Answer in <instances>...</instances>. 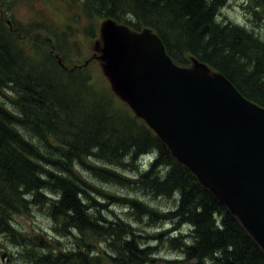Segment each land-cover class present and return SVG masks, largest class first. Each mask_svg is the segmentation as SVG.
<instances>
[{"label": "trees", "instance_id": "obj_1", "mask_svg": "<svg viewBox=\"0 0 264 264\" xmlns=\"http://www.w3.org/2000/svg\"><path fill=\"white\" fill-rule=\"evenodd\" d=\"M80 1L85 9L105 19L136 30L152 28L174 63L187 66L189 57L205 63L245 98L264 108V42L245 27L217 22L224 0ZM9 5L0 0V234L15 241L12 215H29L36 209L57 224L61 238L76 241L67 253L54 254L53 249L46 251L43 240L35 250L28 238L36 264H153L155 249L122 221H109V198L105 197L107 204L95 202H101V197L86 192L75 169L78 165L101 181L136 185L153 198L177 194V204L165 212L144 204L131 206L140 222L171 219L191 225L189 245L168 240L179 247L182 264H264V251L240 222L171 156L141 120L130 112L122 119L113 117L107 106L97 102H74L64 92L61 77L66 74L74 88L86 89V82L80 81L81 70H66L58 62L55 69L48 53L39 65L29 60L3 22V11ZM47 61L51 62L49 68ZM151 150L157 154L151 170L162 166L161 179L148 171L131 182L87 162L99 158L125 166ZM91 237L96 239V247L90 244Z\"/></svg>", "mask_w": 264, "mask_h": 264}, {"label": "water", "instance_id": "obj_2", "mask_svg": "<svg viewBox=\"0 0 264 264\" xmlns=\"http://www.w3.org/2000/svg\"><path fill=\"white\" fill-rule=\"evenodd\" d=\"M98 34L113 95L264 251V108L195 59L190 68L173 64L150 29L105 19Z\"/></svg>", "mask_w": 264, "mask_h": 264}, {"label": "rangeland", "instance_id": "obj_3", "mask_svg": "<svg viewBox=\"0 0 264 264\" xmlns=\"http://www.w3.org/2000/svg\"><path fill=\"white\" fill-rule=\"evenodd\" d=\"M7 3L10 5L3 11V22L16 45L26 52L34 65H39L48 53L54 61L55 69L59 67L57 64L59 62L66 70H81L80 81L86 82V89L74 88L76 86L70 84L66 74L61 77V83L66 88L64 92L69 95V98H73L74 102L85 99L89 105L97 102L107 106L111 116L118 119L125 118L129 112L134 116L131 110L111 92L97 59L102 55L101 50L104 48L98 29L101 21L106 17H100L99 14L85 9L80 0H7ZM216 20L224 25L245 27L264 42V1L262 0H224ZM127 27L131 32L150 29L156 33L152 28L139 27L136 30L130 26ZM60 48L65 49L59 51ZM51 51L52 54L49 53ZM193 61L194 59L189 57L186 67H192ZM50 64L51 62L47 61L46 67L49 68ZM46 67L44 66L45 69ZM45 72L48 73V70L46 69ZM156 159L157 154L151 150L146 156H138L133 163L126 161L128 163L125 166H113L99 158H88L87 162L95 169L113 170L114 174L120 178L136 182L140 175L148 171H154V177L163 178L165 171L162 166L159 168L155 166L151 170V165ZM75 169L86 184V192L89 195L101 197V202L95 200L97 204H107L105 197L109 198L111 205L106 211L109 221H114L115 218L122 221L140 236L142 242L155 249L153 264H182L183 254L180 253L179 247L177 245L173 247L168 240L178 239L180 244L186 242L189 245L191 238L188 235L192 230L191 225L173 222L171 219L168 221L160 219L154 224H150L146 219L140 222L136 218L137 212L134 211V207L132 208L133 203H136L149 205L148 207L153 210L165 212L177 204V194L171 197L153 198L152 195L140 191L136 185L125 186L101 181L86 167L76 165ZM214 218L216 222L220 221V216L216 215ZM11 227L16 231L15 241H12L13 237L8 234H0V264H36L27 242L28 238L35 250L39 249L35 245L39 243V240H43L47 245L46 251L53 249L54 254L67 253L76 242L73 238H61L57 224L36 209H33L29 215L25 213L12 215ZM73 232L76 234L74 230ZM18 236L25 241H21ZM89 241L92 246H97L95 238L91 237ZM2 255H4L3 260H1Z\"/></svg>", "mask_w": 264, "mask_h": 264}, {"label": "bare ground", "instance_id": "obj_4", "mask_svg": "<svg viewBox=\"0 0 264 264\" xmlns=\"http://www.w3.org/2000/svg\"><path fill=\"white\" fill-rule=\"evenodd\" d=\"M11 109V108H10ZM37 115V114H36ZM25 131V130H24ZM24 133V132H23ZM19 135V134H18ZM34 136V135H33ZM36 136V135H35ZM26 137V136H25ZM29 138V137H28ZM20 139V138H19ZM29 140V139H28ZM19 141V140H18ZM12 142V141H11ZM16 143V142H15ZM42 143V142H41ZM45 147V146H44ZM151 155V154H150ZM140 159H142L141 157H140ZM141 161V160H140ZM139 161V162H140ZM138 165V164H137ZM139 171H140V169H138ZM142 170V169H141ZM137 173V172H136ZM140 173V172H139ZM8 193V192H7ZM38 198V197H37ZM61 198V197H60ZM27 199V198H26ZM32 199V198H31ZM39 199V198H38ZM56 199V198H55ZM34 201V200H33ZM45 203V202H44ZM23 206V205H22ZM124 207V206H123ZM60 209V208H59ZM126 210V209H125ZM114 216V215H113ZM124 216V215H123ZM130 216V215H129ZM138 218V217H137ZM117 220V219H116ZM136 220V219H135Z\"/></svg>", "mask_w": 264, "mask_h": 264}]
</instances>
